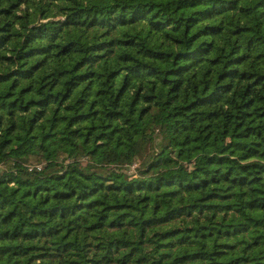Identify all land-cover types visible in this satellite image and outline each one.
<instances>
[{
    "label": "trees",
    "instance_id": "trees-1",
    "mask_svg": "<svg viewBox=\"0 0 264 264\" xmlns=\"http://www.w3.org/2000/svg\"><path fill=\"white\" fill-rule=\"evenodd\" d=\"M0 264H264V0H0Z\"/></svg>",
    "mask_w": 264,
    "mask_h": 264
},
{
    "label": "built area",
    "instance_id": "built-area-1",
    "mask_svg": "<svg viewBox=\"0 0 264 264\" xmlns=\"http://www.w3.org/2000/svg\"><path fill=\"white\" fill-rule=\"evenodd\" d=\"M38 167H40V165H38Z\"/></svg>",
    "mask_w": 264,
    "mask_h": 264
}]
</instances>
